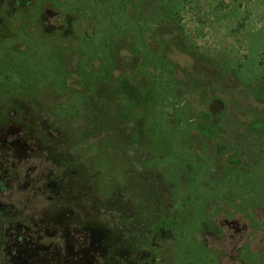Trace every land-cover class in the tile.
<instances>
[{"label": "rangeland", "instance_id": "obj_1", "mask_svg": "<svg viewBox=\"0 0 264 264\" xmlns=\"http://www.w3.org/2000/svg\"><path fill=\"white\" fill-rule=\"evenodd\" d=\"M157 1H48L36 7L37 18L28 11L19 25L23 22L34 33L39 23L46 38L60 44L58 57L30 45L29 39L27 46L20 42L0 51V112L7 130L19 139L17 146L2 148L7 155L2 160H11L13 177L34 166V184L40 172H53L52 191L36 183L33 208L10 212L34 213L26 219H34V233L40 226L59 233L63 249L49 246L46 264H264V154L245 143L264 127V0H183L170 19ZM141 34L151 53L178 64L171 67L179 79L195 68L205 72L223 61L235 63L237 77L229 69L226 75L229 86L246 94L238 114L242 124L223 130L217 115L223 104L197 98L192 101L197 125L208 135L218 130L217 137L197 148L190 141L179 142L181 147L173 143L169 131L188 125L181 91L169 97L166 81L156 91L149 84L153 73L163 78L160 69L168 64L148 63L140 75L126 76L141 61V55L130 54V43L140 41ZM83 40H105L113 49V84L101 65L106 58L101 50L83 68L77 64ZM157 40H164V47ZM233 76L242 80L233 83ZM140 85L146 89L140 91ZM120 90L136 100L155 92L156 143L162 144L156 152L146 143L143 117L131 121L115 107ZM172 98L181 99L180 107ZM185 112L190 119L195 115ZM105 140L114 146L105 149L108 155L100 164L97 144ZM120 142L132 147L124 152ZM178 155L187 161L174 168ZM245 174L257 175V184ZM230 195L241 202L232 204ZM9 202L22 208L14 198ZM4 218L10 214L1 213L0 223ZM4 233L0 227V237ZM189 245L192 250L186 249Z\"/></svg>", "mask_w": 264, "mask_h": 264}, {"label": "trees", "instance_id": "obj_2", "mask_svg": "<svg viewBox=\"0 0 264 264\" xmlns=\"http://www.w3.org/2000/svg\"><path fill=\"white\" fill-rule=\"evenodd\" d=\"M48 1L55 2L58 0H34V7L32 4H30L29 10L31 12H32L31 9H34V11H36V7H39L41 4L46 3ZM165 1L167 2V4L163 5ZM157 2L158 4H161V6L163 7V11H164L163 15L169 19L175 17L177 13L176 10L179 9L180 7H183V3H182L183 0H158ZM23 9H24L23 11L26 12L27 8H23ZM37 11H38V8H37ZM37 11L35 13V16H34V13L33 14L31 13L33 15L32 19H34V17L37 18V13H38ZM111 20L113 21V19ZM110 24L113 29L114 24L113 23H110ZM142 30L148 31V28L147 27L144 28L142 26ZM117 34H121V32H119L118 30ZM33 35H34V38H33ZM179 35H180V32H179ZM12 36L13 37L11 38H7L6 49L7 47H10V46L11 48H14L15 46H18L20 42L22 43V46H27V44H29L30 42V45H32L33 43L34 45L37 44V49L39 50L44 51L45 49H50L52 51L51 55L52 56L56 55V58L58 57L57 51H60L59 49L61 48L59 46L60 44L54 39L46 38V33L42 31L41 25L39 23H36V30L33 33L32 29H28V26L26 24H24L23 22H20L19 27L13 30ZM143 36H144L143 34L140 35V39H141L140 41L134 40L133 42L130 43V49H131L130 54H138L139 56L141 55V61L137 64V66L133 67L128 74L126 73V76L127 77L132 76V72L138 73L140 75V73H142L141 71L144 70L146 66H148V63H153V64L155 63L158 65H162V67H165L168 64V66L165 68L166 71L163 69H160V71L164 74L163 78L162 77L158 78L160 76H158V74L156 73H153L149 77V80H150L149 84L150 86L153 87L154 91H156L157 88H162V86H164L163 81H166L168 85L167 87H170L169 89L171 90V92L167 91V93H169V97L181 91L180 93L182 96L181 98L183 99V102H184V106L181 105V107L183 108L182 111H184V116L187 117L186 120L188 121V125L184 126L181 130H172V132L169 131L170 139L174 140L172 141L173 143L176 144V142L184 143V142L190 141L191 143H194L193 146L197 148V143L201 146V144H203L206 139H212L213 137H217L218 130H216V134L212 132L213 131L212 130L211 132H209V135H208L207 134L208 132L205 133L204 130L199 128V126L197 125L199 120L196 117V115H198V113H197L196 108L193 107V104H192V101H196L197 98L205 100V101H209V102L212 100L220 101L221 104H223V107L221 106V110L217 113V115L221 117V122L224 125L223 130L231 131L237 126H239L240 124H242L238 114H240V111H242L243 106H246V94L237 91L236 90L237 85L229 86L230 78H229V75L228 76L226 75V70L229 69L231 70V74L234 73L235 76L237 77L236 70L239 71L240 68L235 67L234 66L235 63L233 62L225 63L223 61V62L213 65V68L205 72L204 71L201 72L200 68H195L193 72L190 71L189 74L186 73V75L183 76L184 78L179 79L175 76V72H176L175 67L178 66V64L177 63L175 64V62L171 63L170 60H167L165 59V57H162L164 55H161V54L154 55L153 53H151L149 50L148 44H146L147 40H144ZM92 40H83L84 43L86 42L85 43L86 45L85 47L82 48L81 51L80 49L78 50L81 54H79L78 56L79 59L77 61V64L83 68L85 65H87L90 62V59L92 57L91 55L93 54V52L96 53L97 50L98 51L101 50L103 52L104 57H106L105 60L104 59L101 60V65H106L103 67L107 68V78H108V81L112 83L114 79H113V73L111 70L115 66V62H116L114 51L113 49L106 47L107 41L102 40L101 42H98V43L94 42L93 44ZM157 43L159 46L164 47L165 45L164 40H157ZM70 56H72V54ZM49 57H50V54H49ZM198 59L199 58H196V60ZM172 65H174L175 67L174 68L171 67ZM232 79H233V83L238 82V79L242 80L239 77L238 79L236 78L234 79V76L232 77ZM138 89L140 91H144L146 88L140 85ZM190 92H193L197 96L195 97L188 96L189 97L188 98L186 95L187 93H190ZM154 95H155V92L151 94V98L136 100V97H131L128 95L126 96L123 94L122 90H120L118 97L115 100L116 101L115 107L118 108V111L120 113L126 114L129 117V120L131 121L135 122L137 119H139L140 116L143 117L142 121H143L144 134L146 135V143L150 147H152V150L154 152H156L157 149L161 148V146L159 145H162V144L156 143V138L158 136L157 129H156V123H157L156 119L159 113H157L158 111L154 108V104H153L155 100ZM178 99L177 101L173 98L171 99L174 105H176V107L177 106L180 107L179 105L180 102L178 101ZM191 110L194 111L195 113V115L194 114L190 115L192 119H190V117L187 116L185 112L187 111L188 113H191ZM252 115H254V112ZM112 131L113 130L109 132V135L112 134ZM229 131L228 133L226 131L224 135L231 137L230 136L231 132ZM263 133H264V127H263V131H256L255 132L256 135L252 136L247 142H245V143H250L248 145H252L251 147H253L254 152L258 154L259 156L261 154H264V135ZM186 137H190L188 138V141H184ZM229 137H227V144H226L227 151L230 149V146H231L229 142ZM256 137L259 138V141L256 140ZM116 138H118L117 134H116ZM169 144L171 147H173L172 143L169 142ZM97 145L98 147L101 146V149L98 152L100 153L98 158H100L99 161L101 164L103 160L106 161L105 157L106 155H108L105 149L109 145L114 146V144L112 142H108L107 140H105V142L100 143V144L98 143ZM117 146H119V148L122 147V151L124 152H125V149H127V147H130V148L132 147L131 144L127 145L124 142H120V144H118ZM178 146L181 147V144L179 143ZM118 150L121 151L120 149ZM166 151L168 153L170 151V148L169 149L166 148ZM156 154L157 153H155V155ZM178 156L179 157L177 158L179 161H177L178 163L176 164V166L174 165V168L175 167L177 168L180 163H183V161L185 162L187 161V159L184 158L183 156L181 155H178ZM219 156L220 154L217 153L216 157L218 158V160L222 161L223 158ZM124 159H125L124 154L123 155L121 154L119 156V160L122 161L123 163L125 162ZM236 165H239V163ZM227 167L230 168V171H232L231 170L232 165L229 164L227 165ZM243 178H245L246 180H249L253 186L257 184V182H255V179H257V175L248 176L245 174L243 175ZM228 201L236 205V203L241 202V197H233V195H230V199ZM90 218H92L94 221H97V222L100 221L99 216L98 218L90 216ZM160 225H162L161 222H160ZM174 225L175 224H172L170 228L172 227L175 228ZM186 249L192 250L193 248L191 245H189L186 247ZM43 253H44V250L42 252L40 250L38 253L39 257H36L39 264L45 263ZM34 261H35V258H34Z\"/></svg>", "mask_w": 264, "mask_h": 264}, {"label": "flooded vegetation", "instance_id": "obj_3", "mask_svg": "<svg viewBox=\"0 0 264 264\" xmlns=\"http://www.w3.org/2000/svg\"><path fill=\"white\" fill-rule=\"evenodd\" d=\"M24 4H32L34 7V0H30L26 3L25 0H0V51L6 49L7 38L13 37L12 35L7 37V32H13L15 28L19 27V20L23 15L28 14V11L24 12ZM32 14L34 13V9ZM30 13V12H29ZM30 13V14H31ZM13 28V29H12ZM7 120L3 113L0 112V214H10V219H2L0 227L5 230V233L0 237V264H39L36 257H39V251L44 250L43 254H46V250L51 246L52 249H63V244L59 241V233H47L43 226L36 227L43 230L40 236L34 233V219L27 217L34 213L27 214L26 217L21 216V212L18 214H11L10 212L15 210H27L32 203V197L34 196V185L37 183L43 184L45 187H49L52 191L53 183H49L53 172L47 174L41 173L35 179L34 184V166L27 168V170H17L15 176L9 175L11 168V160L4 161L6 155V148L8 144L13 147L19 144V139L16 138L9 130H7ZM11 158L13 156H10ZM9 157V159H11ZM7 158V157H6ZM56 173V172H55ZM44 179V180H43ZM21 194L18 195V192ZM53 197V194L50 195ZM22 208H17L16 204L12 202L8 203V200L13 199ZM54 198V197H53ZM25 202V204H24ZM33 208V207H32ZM67 208V207H65ZM13 217V218H12ZM57 236V240L54 237ZM47 237L49 242L45 243L43 238ZM35 258V261H34ZM45 259V258H44ZM46 264V261H44ZM67 264V262H64ZM68 264H71L68 262Z\"/></svg>", "mask_w": 264, "mask_h": 264}]
</instances>
